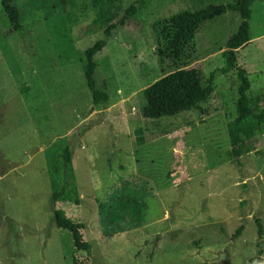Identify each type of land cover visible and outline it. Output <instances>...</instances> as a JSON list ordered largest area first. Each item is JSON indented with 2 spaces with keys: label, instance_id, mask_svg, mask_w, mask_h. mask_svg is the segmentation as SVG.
<instances>
[{
  "label": "rangeland",
  "instance_id": "obj_1",
  "mask_svg": "<svg viewBox=\"0 0 264 264\" xmlns=\"http://www.w3.org/2000/svg\"><path fill=\"white\" fill-rule=\"evenodd\" d=\"M235 1L143 0L94 56L95 89L107 95L96 106L80 60L101 38L90 0H15L20 33L10 32L0 10V264H264V125L229 157L234 74L217 75L197 110L141 115V92L156 79L179 68L206 75L219 68L239 18L226 12L202 22L175 63L159 61L152 24ZM250 11V40L236 65L247 73L248 94L264 96V0ZM134 186L141 226L104 236L100 203L112 189ZM56 209L84 226L88 250H74L55 228Z\"/></svg>",
  "mask_w": 264,
  "mask_h": 264
},
{
  "label": "trees",
  "instance_id": "obj_2",
  "mask_svg": "<svg viewBox=\"0 0 264 264\" xmlns=\"http://www.w3.org/2000/svg\"><path fill=\"white\" fill-rule=\"evenodd\" d=\"M143 0H134L122 7V0H90L95 12L94 22L100 30L101 38L95 40L81 52L83 63V78L85 87L90 92L92 106L105 104L107 95L95 89L93 74L96 68L94 56L105 46L128 20L137 14L143 5ZM262 0H236L233 3L207 5L197 11H181L152 24L156 39V54L160 62H178L184 55L188 45L192 44L194 35L204 21L218 17L226 12H236L239 18L236 31L231 34L220 52L222 65L207 75L200 67L179 68L156 79L146 86L142 92L144 105L141 115L145 119H158L163 116H173L182 111L197 110L199 104L205 102L213 92V80L217 75L234 74L236 98L234 100V118L227 124V137L231 152L243 143L250 141L257 130L264 125V96L248 94L249 82L244 69L236 65V52L245 46L249 38L250 8L253 3ZM15 0H0V10L10 25V32L22 31L21 14L14 6ZM105 89V85H103ZM140 132L137 129L135 133ZM138 141L141 140L138 136ZM64 168L70 163V152L65 147L61 153ZM112 189L106 195L98 208V225L104 236L117 232L137 229L141 226L143 205L140 202L139 190ZM62 191V189H61ZM137 191V192H136ZM129 192H136L135 196ZM57 194L52 192L51 203L55 202ZM52 222L55 228L66 232L76 251L88 250L84 239V226L65 217L61 210L52 211ZM257 236L263 233L260 222L255 219ZM243 229L239 225L235 236Z\"/></svg>",
  "mask_w": 264,
  "mask_h": 264
}]
</instances>
